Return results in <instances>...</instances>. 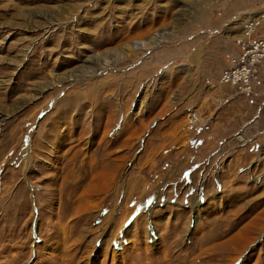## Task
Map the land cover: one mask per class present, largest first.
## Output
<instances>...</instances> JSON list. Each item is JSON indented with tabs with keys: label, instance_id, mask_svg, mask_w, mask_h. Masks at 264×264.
Masks as SVG:
<instances>
[{
	"label": "rangeland",
	"instance_id": "1",
	"mask_svg": "<svg viewBox=\"0 0 264 264\" xmlns=\"http://www.w3.org/2000/svg\"><path fill=\"white\" fill-rule=\"evenodd\" d=\"M258 39L264 0H0V264H264Z\"/></svg>",
	"mask_w": 264,
	"mask_h": 264
},
{
	"label": "built area",
	"instance_id": "2",
	"mask_svg": "<svg viewBox=\"0 0 264 264\" xmlns=\"http://www.w3.org/2000/svg\"><path fill=\"white\" fill-rule=\"evenodd\" d=\"M240 49L241 54L231 61L234 68L223 72L222 82L233 83L247 89V67L258 62L264 56V40L258 39L252 43H246L241 45Z\"/></svg>",
	"mask_w": 264,
	"mask_h": 264
},
{
	"label": "bare ground",
	"instance_id": "3",
	"mask_svg": "<svg viewBox=\"0 0 264 264\" xmlns=\"http://www.w3.org/2000/svg\"><path fill=\"white\" fill-rule=\"evenodd\" d=\"M134 45H136V46H138V45H142V43L141 42H135V43H133ZM195 56H197V54H195ZM129 137L130 136H127L126 138H125V140L123 141V142H121V143H119L118 145H116V146H114L113 147V149L112 150H109V152L107 153V149L106 148H104V149H101L103 152H105L106 151V153H107V155L108 154H116V156L118 155V153L122 150V148L124 147V146H126L127 144H128V139H129ZM83 147L84 148H86V144L84 143V145H83ZM28 153L29 152H27V153H25V160L27 159V156H28ZM102 153V152H101ZM105 156H106V154H105ZM122 158V156L120 155V156H118V157H116V161L118 162L120 159ZM73 161H75V160H73ZM70 164V163H69ZM71 165V164H70ZM68 166V165H67ZM73 166V165H72ZM107 167V166H106ZM85 168V167H84ZM87 168V167H86ZM96 167H94L93 165H90V168L87 170V173H92L93 171H95L96 169H95ZM81 169V168H80ZM80 169H78L76 172H78V171H80ZM105 169V168H104ZM82 170V169H81ZM102 170V169H101ZM103 173V172H102ZM101 173V174H102ZM68 174L69 175H71V177L72 176H74V171H73V168L70 166V169L68 170ZM103 175V174H102ZM101 176V175H100ZM86 178V177H85ZM110 179H113V178H111L110 177ZM103 180V179H102ZM114 180V179H113ZM84 180H79L78 182H75L74 184H70V185H68L67 187H68V189H69V193H70V195H69V198H70V196H72V195H75V193H76V190L78 189V188H80V186H84V183H82ZM95 186V185H94ZM92 187L93 186H91L90 184L89 185H87V187L84 189V190H82V193L83 194H86V193H88V192H90L91 190H92ZM67 189V188H66ZM106 189V188H105ZM87 195V194H86ZM70 201V200H69ZM113 210V209H112ZM112 216V215H111ZM105 217V216H104ZM109 215H107L106 216V220H109ZM112 220V219H111ZM123 221H125V220H123ZM104 222V221H103ZM122 224V223H121ZM35 223L33 224V234H34V232H35ZM62 232H63V234H65V230H62ZM117 232V231H116ZM124 234V233H123ZM120 235H119V233L117 234V236H116V238H115V243H116V246H115V248H113V246H111L110 248H105L104 249V251H105V254H106V259L107 260H109L110 259V261L111 262H113V261H115L116 260V257L120 254V251L118 252L117 251V249L118 250H121V252H122V249H123V244L120 242L121 240H122V238L124 237V236H122L121 238L119 237ZM118 238H119V240H118ZM128 242V241H127Z\"/></svg>",
	"mask_w": 264,
	"mask_h": 264
},
{
	"label": "water",
	"instance_id": "4",
	"mask_svg": "<svg viewBox=\"0 0 264 264\" xmlns=\"http://www.w3.org/2000/svg\"><path fill=\"white\" fill-rule=\"evenodd\" d=\"M33 224H34V222L32 223V226H33ZM33 234V233H32ZM33 236H34V234H33ZM30 261V260H29ZM29 261L26 263V264H28L29 263Z\"/></svg>",
	"mask_w": 264,
	"mask_h": 264
}]
</instances>
